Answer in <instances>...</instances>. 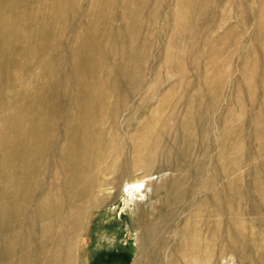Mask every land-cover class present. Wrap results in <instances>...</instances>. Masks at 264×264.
Instances as JSON below:
<instances>
[{
  "label": "rangeland",
  "instance_id": "1",
  "mask_svg": "<svg viewBox=\"0 0 264 264\" xmlns=\"http://www.w3.org/2000/svg\"><path fill=\"white\" fill-rule=\"evenodd\" d=\"M131 1L22 0L11 7L1 8L3 0H0V25L5 22L9 24L15 21L16 23L15 35L0 48V154L2 153L5 120L16 111L17 105L27 107L31 99L35 102H45L46 109L40 107L36 112L41 116L47 113V109L51 107L56 109L64 101L66 108L72 107V119L74 118L78 123L85 119L87 109L90 108L89 113L93 112L98 106L96 99L98 89L93 87L95 80L91 77L92 75H88L85 64L87 60L92 62L93 66L101 65L106 73L100 76L104 82L100 90L110 96L102 102L105 110L101 111L100 116L107 117L106 124L102 128L107 133L105 139H111V131L114 145L111 147L112 143L109 139L108 149L103 150L99 146L93 151L92 158L95 159V164L90 167V171L84 176L80 186L82 192L89 189L91 194L95 193L90 194V199L98 201L99 204L93 206L94 209L91 207L88 225L70 240L68 239L75 244L79 264H133V261L142 255L140 242L148 225L154 226L151 236L152 243L160 246L159 264H176L174 250L182 243L181 232L187 228L188 224L195 226L197 223L202 226L198 227L199 233L207 240L211 253L208 261L199 258L197 264H264V210L257 214L252 211L258 205L264 206V199L258 192L261 182V189L264 193V171L262 170V174L261 171L251 173L259 160H264V114L260 113H264V4L262 5V0ZM177 1H180V4ZM191 1H196V3ZM174 6L175 10H173ZM57 10H64L65 14L61 12L56 14ZM144 14L148 16L145 17ZM210 19L212 20L209 21ZM137 21L140 22L137 23ZM126 24L131 27L129 32L131 36L125 34ZM169 27L171 32H169ZM100 34L104 36V40L101 41L97 52L102 53L103 59L101 63H95L94 46L98 43ZM129 36L133 41L129 39ZM128 39L130 43L133 42L130 46L126 45ZM134 49L137 50L133 52ZM133 53L136 54L135 64L124 66L128 58L134 56ZM172 55H174L173 58L176 57L175 60ZM81 57H84L85 62L81 61ZM140 58L142 63H140ZM166 58L172 59L169 61L165 60ZM180 59L184 61L181 64ZM212 61L214 66H211ZM120 62L121 67L118 66ZM174 65L177 67L174 68ZM119 67L120 71L117 69ZM223 68L225 71L222 72ZM126 72L132 73L133 77L130 78ZM215 72L219 74L218 77L214 74ZM206 73L207 75L212 73V77L205 75ZM223 76L225 81L222 79ZM137 78L141 79L138 81ZM200 78L202 82L199 81ZM178 79L181 81L179 82ZM211 79L217 82L214 83ZM236 81H240L239 84ZM162 100L167 101L165 111L158 115L157 109L160 104L164 103ZM128 102H131L129 103L131 107ZM81 105L83 107L85 105L84 112L82 109L79 110ZM182 105L186 108L181 107ZM75 106L78 109L74 111ZM145 106L147 109H144ZM174 108L176 109L173 110ZM189 108L193 109L190 113L187 112ZM176 110L178 111L173 117L172 112ZM21 112L26 114L27 110H21ZM134 112L132 118L131 114L133 115ZM121 115L122 117L119 118L118 116ZM258 115L261 118L259 123L262 122L260 124L255 123L259 118ZM116 117L120 125L113 129V120ZM203 117L205 118L202 119ZM201 120L204 121L201 122ZM223 122L224 124H221ZM199 123L202 125L199 126ZM168 128L171 132H168ZM173 129L178 131V134L184 133V135L179 136ZM206 129L211 138L206 137ZM213 129H216L214 134ZM60 130L62 129L59 126ZM181 130H185L186 133ZM256 131L259 132L258 135H255ZM171 133H174V136ZM203 134L206 135L203 136ZM223 136L227 139L225 140L228 146L226 154L234 156L224 163L217 161L220 160V155H223V151L217 149L220 147L218 143L221 142L220 138ZM161 141L168 143L163 144ZM248 142L251 144L250 147ZM204 144L207 148L209 145L212 147L209 157L206 152L208 149ZM120 148L125 150L122 152ZM138 159H141V163ZM115 160L119 162L118 165ZM203 160L205 161L201 162ZM224 168L226 171L223 170ZM235 171L239 173V176L231 180L230 177ZM217 173L224 187L215 184L213 176ZM41 178L43 183L48 182L46 175H42ZM238 178V181L233 182ZM188 180L190 182H187ZM136 182L140 186H135ZM180 184L183 185L182 190L178 189ZM235 184L239 187L238 193L243 196L241 202L233 192ZM110 185L115 187L111 188ZM220 188H223L222 191ZM34 191L33 182H29L28 186L27 184L20 185L14 195L19 201L16 213L24 209V198L33 196ZM183 191L187 193L184 194ZM112 192L115 193L112 194ZM108 194L110 196L106 197ZM249 197H251L250 200H248ZM238 203H241L242 207L239 215L236 214ZM57 244L58 241H55L53 246L56 247ZM16 246L17 251L25 248L24 244ZM256 253L259 256H256ZM52 254L48 258L54 261L57 259V252ZM65 258L69 259V255ZM34 261L38 262L39 259L36 258Z\"/></svg>",
  "mask_w": 264,
  "mask_h": 264
},
{
  "label": "bare ground",
  "instance_id": "2",
  "mask_svg": "<svg viewBox=\"0 0 264 264\" xmlns=\"http://www.w3.org/2000/svg\"><path fill=\"white\" fill-rule=\"evenodd\" d=\"M133 1V0H132ZM131 1V2H132ZM138 1V0H137ZM174 1V0H173ZM207 1V0H206ZM221 1V0H220ZM219 1V2H220ZM256 1V0H255ZM264 1V0H262ZM262 5L264 4V2H262ZM22 2V0H3V3L1 5V8H7V7H11L15 4H18ZM129 2V1H128ZM130 2V4H131ZM178 3L180 1H177ZM192 3H196V1H191ZM233 2V1H232ZM238 2V1H237ZM259 2V1H258ZM135 3V2H134ZM223 3V2H222ZM180 4V3H179ZM226 4V3H225ZM134 5V4H132ZM173 5V4H172ZM175 5V4H174ZM222 5V4H221ZM177 6V5H176ZM220 6V5H219ZM126 7V6H125ZM172 7V6H171ZM127 8V7H126ZM182 8V7H181ZM169 9V8H168ZM124 10V9H123ZM137 10H138V6H137ZM136 10V11H137ZM175 10V6L174 9ZM63 11V12H62ZM134 11V13L136 12ZM169 11V10H168ZM64 13V10H57L56 14H60ZM174 12V11H173ZM133 13V14H134ZM139 13V12H138ZM144 13V11H143ZM178 13V12H177ZM188 13V12H187ZM101 14V12H100ZM173 14V13H172ZM138 15V14H137ZM145 15V14H144ZM180 15V14H178ZM217 15V14H214ZM260 15V14H259ZM139 16V15H138ZM148 15H145V17ZM170 16V15H168ZM189 16V15H188ZM133 17V16H132ZM142 17V14H141ZM153 16H151L152 18ZM172 17V16H171ZM211 17V15H210ZM209 17V18H210ZM214 17V16H213ZM260 17V16H259ZM258 17V18H259ZM149 18V17H148ZM150 18V19H151ZM174 18V16H173ZM126 19V17H125ZM129 19V18H127ZM140 20V19H139ZM176 20V18H175ZM212 19H210L209 21H211ZM215 20V19H214ZM256 20V18H255ZM117 21V19L115 20ZM119 21V20H118ZM123 21V20H122ZM130 21V20H128ZM171 21V20H170ZM169 21V24H170ZM216 21V20H215ZM214 21V22H215ZM14 23L9 22V24H7V22L2 23L0 25V40H1V45H6V41H9L10 38H12L15 35V27H16V23L15 21H13ZM127 22V21H126ZM140 21H137V23ZM172 22V21H171ZM176 22V21H175ZM213 22V21H212ZM212 22H210L212 24ZM213 22V23H214ZM253 22V21H252ZM256 22V21H255ZM168 23V22H167ZM167 23H165L167 25ZM173 23V22H172ZM216 23V22H215ZM177 24V23H176ZM209 24V22L207 23ZM99 25V24H98ZM139 25V24H138ZM180 27V24H178ZM177 25V26H178ZM140 26V25H139ZM170 26V25H168ZM173 26V25H172ZM175 26V25H174ZM208 25H206L207 27ZM212 26V25H211ZM178 27V28H179ZM177 28V27H176ZM198 28V27H197ZM99 29V28H98ZM131 27L126 24L124 31L126 32L125 34L130 35ZM135 29V28H134ZM146 29V28H145ZM170 29V27H169ZM137 30V29H136ZM177 30V29H175ZM174 30V32H175ZM134 31V30H133ZM209 31V30H208ZM207 31V34H208ZM165 32H167V30H165ZM171 32V29L170 31ZM134 33V32H133ZM137 33V32H136ZM135 34V33H134ZM140 34V33H138ZM137 34V36H138ZM175 34V33H173ZM199 34V33H198ZM233 34V33H232ZM136 35V34H135ZM142 35V34H141ZM140 35V36H141ZM197 35V34H196ZM205 35V34H204ZM126 36V35H125ZM131 36V35H130ZM129 36V39H131ZM200 37V34L198 35ZM206 36V35H205ZM208 36V35H207ZM104 36H102V34L99 35L98 37V43H96V45L94 46V51L96 53L95 55V63H101V60L103 59V55L101 52H97L100 48L101 45V41L104 40L103 38ZM123 37V36H122ZM121 37V39H123ZM136 37V36H135ZM231 37H233L231 35ZM229 37V38H231ZM237 37V36H235ZM116 38V36H115ZM118 38V37H117ZM116 38V40H118ZM128 38V37H127ZM181 38V37H180ZM206 38V37H205ZM234 38V37H233ZM129 39L127 40L129 42ZM235 39V38H234ZM126 40V37H125ZM123 40V41H125ZM132 40V39H131ZM143 40V39H142ZM172 40V39H171ZM189 40V39H188ZM236 40V39H235ZM133 41V40H132ZM144 42L146 40H143ZM187 41V40H186ZM126 42V41H125ZM126 43V45L132 44V43ZM139 42V41H137ZM208 42V41H206ZM237 42V40H236ZM147 43V42H146ZM257 43V42H256ZM259 43V41H258ZM257 43V44H258ZM144 44V43H143ZM148 44V43H147ZM134 45V44H133ZM132 45V46H133ZM137 45V44H136ZM183 45V44H181ZM135 46V45H134ZM141 46H143L141 44ZM187 46V45H186ZM185 46V47H186ZM257 46V45H256ZM128 47V46H127ZM145 47V44H144ZM172 47V46H170ZM133 48V47H132ZM129 49V48H127ZM145 49V48H143ZM182 49V47H181ZM188 49V48H186ZM218 49V48H217ZM261 49V47H260ZM121 50V49H120ZM137 50L134 49L133 52ZM216 50V49H215ZM213 50V51H215ZM219 50V49H218ZM217 50V51H218ZM221 50V49H220ZM131 51V50H129ZM142 53V49L140 50ZM146 51V50H145ZM222 51V50H221ZM261 51V50H260ZM125 52V51H124ZM128 52V50H127ZM131 53V52H130ZM140 53V54H141ZM145 53V52H143ZM221 53V52H220ZM239 53V52H238ZM262 53V52H261ZM121 53H119L120 55ZM126 54V53H125ZM134 54V53H133ZM180 54V53H179ZM225 54V53H223ZM127 55V54H126ZM135 55L134 56H130L128 58V62L127 64H124V66L129 65L130 64H135ZM142 55V54H141ZM182 58L184 59V55L183 53L181 54ZM212 55V52H211ZM214 55V54H213ZM217 55V54H216ZM221 55V54H220ZM236 55V54H235ZM143 56V55H142ZM146 56V54L144 55ZM174 55H172L173 58ZM177 57V54H176ZM176 57H174L176 59ZM181 57V56H180ZM187 57V56H186ZM263 57V56H262ZM120 58V57H119ZM127 58V57H126ZM145 58V57H144ZM172 58H166L165 60H171ZM173 58V60H175ZM232 58V57H231ZM247 58V57H246ZM79 59V58H77ZM141 59V58H140ZM164 59V57H163ZM81 61L85 62L84 57H81ZM127 61V60H126ZM134 61V62H133ZM142 63V59L140 60ZM181 61V59H180ZM184 62V61H183ZM182 61L179 62L180 64L183 63ZM226 62V61H225ZM168 63V62H166ZM165 63V64H166ZM213 63V64H212ZM212 65L214 66V62L212 61ZM230 63V62H229ZM228 63V64H229ZM263 63V62H262ZM169 64V63H168ZM175 64V62L173 63ZM223 64V63H222ZM121 65V62L118 66ZM189 65V64H188ZM217 65V64H216ZM224 65V64H223ZM227 65V62L226 64ZM117 66V67H118ZM141 66V65H140ZM179 66V65H178ZM181 66V65H180ZM85 67L87 68V73L89 76L93 77L95 80V84L93 87H96L98 89L97 91V101H98V106L97 108L91 112H90V108L87 109V111L85 112V119H82L81 121H75L74 118L72 119L71 116V108H66L64 105V101L61 102V104L59 105L58 108L54 109V108H50L47 109V113L45 115H38L36 114V112L39 110L40 107L45 108V102L41 103V102H35L34 100H30L29 103H27V107H23L22 105H17V109L16 111L10 115L6 120H5V130H4V136H3V141H2V153L0 154V264H79L77 256H76V251H75V244L73 242H70V238L74 237L75 235H77V233L84 228L86 225H88L89 222V211L91 209V207L96 206V204L98 205V201H92L90 198V194H91V190H87L82 192L80 189L81 183L83 181L84 176L90 171V167L92 165L95 164V159L92 158V153L95 149H97L99 146H101V148L103 150L108 149V142L109 139H105V136L107 135L106 131L102 128L103 125L106 124L107 121V117H103L100 116L102 114L101 111L105 110V107L103 106V101L105 102L106 99L109 98L110 95H108L107 93H104L102 90H100L103 85L104 82L101 80L100 76L101 74L106 73V71H104V69L101 67V65H95L93 66L92 62H88L86 60V64ZM121 67V66H120ZM120 67L117 68L118 71H120ZM124 67V68H126ZM177 67V66H176ZM174 65V68H176ZM218 67V66H217ZM225 67V66H223ZM264 67V66H263ZM182 68V67H181ZM180 68V69H181ZM213 68V67H212ZM215 68V67H214ZM222 68V67H221ZM133 69V68H132ZM218 69V68H217ZM128 70V69H127ZM143 72V69H141ZM177 70V69H176ZM207 70V69H206ZM209 70V69H208ZM207 70V71H208ZM213 70V69H212ZM221 70V69H220ZM225 71V69H222ZM117 71V70H116ZM117 71V72H118ZM122 71V70H121ZM136 71L137 73L139 72L137 70L136 67ZM210 71V70H209ZM216 71V70H215ZM264 71V70H263ZM125 72V71H124ZM177 71H175L176 73ZM206 72V71H205ZM213 72V71H212ZM218 72V71H217ZM221 72V73H222ZM128 72H126L127 74ZM136 73V72H135ZM219 73V72H218ZM220 73V74H221ZM108 74V73H107ZM118 74V73H116ZM122 74V73H121ZM120 74V75H121ZM140 74V73H139ZM142 74V73H141ZM216 74V72L214 73ZM109 75V74H108ZM128 75L130 76V78L133 77L132 73H128ZM127 75V78H128ZM138 75V74H137ZM185 75V73H184ZM198 75V74H197ZM207 75V73L205 74ZM212 77V73L208 74ZM207 75V76H208ZM217 75V74H216ZM219 75V74H218ZM218 75L216 77H218ZM262 75V73L260 74ZM111 76V75H109ZM136 76V74H135ZM134 76V77H135ZM204 76V75H203ZM202 76V77H203ZM221 76V75H220ZM225 76V75H224ZM223 76V77H224ZM206 78V76H204ZM210 77V78H211ZM213 77H215L213 75ZM120 78V77H119ZM183 78V77H182ZM199 78V77H198ZM260 78V77H259ZM138 81L141 79L137 78ZM208 79V78H207ZM217 79V78H215ZM219 79V78H218ZM223 80L225 79L222 78ZM115 80V79H114ZM118 80V79H117ZM135 80V79H134ZM177 80V79H176ZM179 80V79H178ZM201 80V78L199 79V81ZM214 80V78H213ZM211 79V81H213ZM263 81V79H261ZM133 80H131L132 82ZM181 80H179L180 82ZM204 81V80H203ZM219 81V80H218ZM225 81V80H224ZM137 82V81H136ZM202 82V80H201ZM200 82V83H201ZM214 82V81H213ZM217 82V81H215ZM214 82V83H215ZM237 84H239L238 81H236ZM140 83V82H139ZM138 83V84H139ZM208 83V82H207ZM209 83H211L209 81ZM213 83V84H214ZM246 83V82H245ZM112 84V83H111ZM118 84V83H117ZM130 84V83H129ZM128 84V85H129ZM135 84V83H134ZM177 84V83H176ZM212 84V85H213ZM113 85V84H112ZM127 85V86H128ZM136 85V84H135ZM135 85H133L135 87ZM198 86V84H196ZM262 85V84H261ZM118 86V85H117ZM202 86V83H201ZM204 86V85H203ZM209 86V85H208ZM207 86V87H208ZM219 86H220V81H219ZM116 87V86H115ZM206 87V88H207ZM129 88V87H128ZM187 88V86H186ZM194 88V87H193ZM204 88V89H206ZM208 89V88H207ZM115 90V89H114ZM126 90V89H125ZM130 90V88H129ZM128 90V93H129ZM191 90V88L189 89ZM188 90V91H189ZM223 91V89H222ZM119 92V91H118ZM117 92V93H118ZM246 92V91H245ZM113 93V90L111 91V94ZM116 93V94H117ZM134 93V92H133ZM190 93V92H189ZM222 93V92H221ZM92 94V92H91ZM114 94V93H113ZM112 94V95H113ZM119 94V93H118ZM131 94V93H130ZM129 94V97H130ZM247 94V92H246ZM134 95V94H132ZM136 95V94H135ZM137 95H139V93H137ZM136 95V96H137ZM222 95V94H221ZM115 96V95H114ZM113 96V97H114ZM128 96V95H127ZM117 97V96H116ZM189 97V95L187 96ZM191 97V96H190ZM220 97V96H219ZM115 98V97H114ZM119 98V97H118ZM129 99V98H128ZM188 99V98H187ZM194 99V98H193ZM192 99V100H193ZM144 100V99H143ZM146 100V99H145ZM148 100V99H147ZM146 100V101H147ZM165 100V99H164ZM180 100V99H179ZM186 100V99H185ZM191 100V101H192ZM199 100V98L197 99ZM85 101V100H84ZM128 101V100H127ZM163 101V100H162ZM183 103V100H181ZM180 101V102H181ZM206 101V100H205ZM83 102V101H82ZM120 102V101H118ZM164 103H162V105L160 104L159 109H157L158 111V115L159 114H163L164 113V108H165V104L167 103V101H163ZM173 102V101H172ZM186 102V101H185ZM195 102V101H194ZM131 104V102H128ZM157 103V102H156ZM160 103V102H158ZM193 103V102H192ZM263 103V102H262ZM112 104V103H111ZM120 104V103H119ZM142 104V103H141ZM149 104V103H148ZM172 104V103H171ZM175 104V102L173 103ZM194 104V103H193ZM261 104V103H260ZM127 105V106H128ZM155 105V104H154ZM184 105V104H183ZM183 105L181 107H183ZM205 105V104H204ZM130 106V105H129ZM153 106V105H152ZM158 106V105H157ZM156 106V107H157ZM197 106V105H196ZM195 106V107H196ZM207 106V105H206ZM210 106V105H209ZM216 106V105H215ZM119 107V106H118ZM131 107V106H130ZM151 107V105L149 106ZM148 107V108H149ZM174 107V105H173ZM178 107V106H177ZM185 107V106H184ZM183 107V108H184ZM198 107V106H197ZM113 108V107H112ZM125 108V107H124ZM180 108V107H179ZM186 108V107H185ZM194 108V107H193ZM209 108V107H208ZM212 108V107H211ZM215 108V107H214ZM74 111L76 109H78L77 106H75ZM83 110L85 109V105L84 107L81 105L79 107V110ZM144 109H147V107L145 106ZM176 108H174L173 110H175ZM181 109V108H180ZM196 109V108H195ZM198 109V108H197ZM196 109V110H197ZM21 110H27L26 114H23L21 112ZM67 110V111H66ZM114 110V109H113ZM112 110V111H113ZM127 110V109H126ZM130 110V109H129ZM152 112V109H150ZM169 110V109H168ZM193 110L192 108H189V110L187 111L188 113H190V111ZM203 110V108H202ZM208 111V109H206ZM211 110V109H209ZM111 111V110H110ZM145 111V110H144ZM178 110H176V112H172V116L174 117L175 113H177ZM183 111V110H182ZM215 111V110H214ZM131 112V111H130ZM150 112V114H151ZM185 112V114L187 113ZM113 114V112H111ZM127 113V112H125ZM124 113V114H125ZM129 113V112H128ZM181 113V112H180ZM197 113V112H196ZM262 115L264 113L260 112ZM66 114V115H65ZM111 114V115H112ZM131 114V113H130ZM135 112L133 113V115L131 114L132 118L134 117ZM139 115V113H137ZM154 114V113H153ZM167 114V113H166ZM165 114V115H166ZM170 114V113H169ZM184 114V115H185ZM191 114H195V113H191ZM208 114V113H207ZM206 114V115H207ZM260 114V115H261ZM116 115V114H115ZM113 115V117L115 116ZM123 115V114H122ZM118 116L119 118L122 117ZM141 115V114H140ZM157 115V114H156ZM183 115V114H182ZM205 115V117H206ZM261 115V116H262ZM136 116V115H135ZM152 116V115H151ZM171 116V115H169ZM195 116V115H194ZM200 116V115H199ZM259 116V115H258ZM118 117L114 118L113 120V129H116L117 127H119L120 122L119 119H117ZM126 117V116H125ZM124 117V119H125ZM153 117V116H152ZM157 117V116H156ZM182 117V116H181ZM185 117V116H184ZM205 117H203L202 119H204ZM208 117V116H207ZM112 118V116H111ZM145 118V117H144ZM170 118V117H169ZM172 118V117H171ZM263 118V117H262ZM159 119V118H158ZM178 120V117L176 118ZM181 119V118H179ZM194 119V118H193ZM209 119V118H208ZM206 119V120H208ZM212 119V118H211ZM231 119V118H230ZM260 116L259 118H257V122L255 121V123L260 124L262 122L259 123L260 121ZM111 120V119H110ZM166 120V119H165ZM171 120V119H170ZM185 120V119H184ZM192 120V119H190ZM195 120V119H194ZM229 120V119H228ZM112 121V120H111ZM127 121V120H126ZM129 121V119H128ZM156 121V119H155ZM183 121V119H182ZM193 121V120H192ZM199 121V120H197ZM204 120H201V122ZM213 121V120H212ZM123 122V121H122ZM125 122V121H124ZM141 122V121H139ZM172 122V121H171ZM179 122V121H178ZM200 122V121H199ZM220 122V121H219ZM225 122V121H224ZM221 123V124H224ZM110 123V122H109ZM168 123V122H167ZM174 123V122H173ZM177 123V121L175 122ZM182 123V122H180ZM193 123V122H192ZM207 123V122H206ZM264 123V122H263ZM128 124V123H127ZM131 124V122H130ZM137 124V123H136ZM140 124V123H139ZM170 124V123H168ZM185 124V123H184ZM141 125V124H140ZM138 125V126H140ZM175 125V124H174ZM194 125V123H193ZM202 125L201 123H199V126ZM213 126V124H211ZM262 125V124H261ZM59 126L61 127L62 130L59 131ZM127 126V125H126ZM129 126V125H128ZM132 126V125H131ZM136 126V125H135ZM137 126V128H138ZM180 126H182V124H180ZM187 126V125H186ZM198 126V127H199ZM211 126V127H212ZM219 126V125H218ZM217 126V127H218ZM134 127V125H133ZM158 127V125H157ZM168 127V125L166 126ZM176 127V126H175ZM193 127V126H192ZM195 127V126H194ZM193 127V128H194ZM210 127V129H211ZM255 127V126H254ZM126 128V127H125ZM135 128V127H134ZM136 128V129H137ZM178 128V126H177ZM205 128V127H204ZM209 128V126H208ZM128 129V128H127ZM150 128H148L149 130ZM157 128H155L156 130ZM172 129V128H170ZM176 129V128H175ZM179 129V128H178ZM184 129V127H183ZM210 129L208 131H210ZM222 129V128H221ZM255 129V128H254ZM119 130V129H118ZM199 130V129H198ZM116 131V130H115ZM122 131V130H121ZM125 131V130H124ZM135 131V130H134ZM141 131V130H140ZM162 131V130H161ZM173 131H175L173 129ZM185 132V130H181V132ZM197 131V130H196ZM238 131V130H237ZM254 131V130H253ZM138 132V131H137ZM155 132V131H154ZM168 132L169 128H168ZM167 132V133H168ZM176 132V131H175ZM190 132V131H189ZM195 133V131H192V133ZM207 132V129L206 131ZM214 132H216V129H213V134ZM222 132V131H221ZM123 133V132H122ZM133 133V132H132ZM139 133V132H138ZM141 133V132H140ZM151 133V132H150ZM177 134L179 133L178 131L176 132ZM225 133V132H223ZM240 133V132H239ZM127 134V133H126ZM152 134V133H151ZM150 134V135H151ZM155 134V133H154ZM165 134V133H164ZM172 134V133H171ZM176 134V135H177ZM198 134V133H197ZM200 134V133H199ZM209 134V132H207V135ZM211 134V135H213ZM258 135L259 132L256 131L255 135ZM125 135V134H124ZM131 135V134H128ZM138 135V134H137ZM143 135V134H142ZM145 135V134H144ZM143 135V136H144ZM149 135V134H148ZM174 136V133L172 134ZM180 135H184V133H180L178 134ZM177 135V136H178ZM190 135V133H189ZM193 135V134H191ZM206 134H203V136ZM206 137L208 138L209 135ZM110 143H112L111 147H113L114 145V141L112 139V133L110 131ZM133 136V135H132ZM166 136V134H165ZM164 136V137H165ZM196 135H194L195 137ZM199 137V135H197ZM129 137V136H128ZM138 137V136H137ZM153 137V134H152ZM248 137V136H247ZM124 138V137H123ZM136 138V137H135ZM139 138V137H138ZM145 138V137H144ZM143 138V140H144ZM196 138V137H195ZM194 140H197L195 139ZM211 138V137H209ZM249 138V137H248ZM252 138V137H251ZM128 139V138H127ZM152 139V138H151ZM150 139V140H151ZM176 139V137H175ZM183 139L184 136H183ZM204 139V138H203ZM219 139V138H218ZM241 139V138H240ZM246 139V138H245ZM116 140V139H114ZM126 141V139H124ZM130 140V138H129ZM142 140V141H143ZM160 140V139H159ZM163 140V139H162ZM188 140V138H187ZM221 142H219V148L217 149H221L223 152V155H220V162H223L227 160L230 161V159L234 156L232 155H227V142H225V140H227L226 138L221 137L220 138ZM131 141V140H130ZM164 141V140H163ZM161 141V142H163ZM209 141V140H208ZM206 141V142H208ZM241 141V140H240ZM249 141V140H248ZM138 142V141H137ZM136 142V143H137ZM140 142V141H139ZM144 142V141H143ZM146 142V141H145ZM167 142V141H165ZM165 142H163V144H165ZM116 143V142H115ZM126 143V142H125ZM147 143V142H146ZM156 143V142H155ZM155 143H153L155 145ZM168 143V142H167ZM166 143V144H167ZM182 143V142H181ZM198 143V142H197ZM202 143V141H201ZM205 143V142H204ZM249 143V142H248ZM247 143V144H248ZM120 144V143H119ZM123 144V143H122ZM130 144V143H129ZM133 144H134V140H133ZM162 144V146H163ZM200 144V143H199ZM128 145V144H125ZM183 145V143H182ZM185 145V144H184ZM193 145H195L193 143ZM203 145V144H202ZM205 145V144H204ZM208 145V144H207ZM237 145V144H236ZM250 143H249V147H250ZM253 145V143H252ZM132 146V145H131ZM143 146V143H142ZM165 146V145H164ZM122 147V146H121ZM126 147V146H124ZM155 149L157 148L156 146ZM168 147V146H167ZM204 147V146H203ZM206 147V145H205ZM247 147V146H246ZM128 148V147H127ZM174 148V147H172ZM184 148V147H183ZM182 148V149H183ZM202 148V147H201ZM207 148V147H206ZM122 148H120L121 150ZM129 149V148H128ZM154 149V148H153ZM154 149V151H155ZM161 149V148H160ZM177 149V148H176ZM205 149V148H204ZM208 150L206 151L208 153V157H209V153L212 152V147L209 145V148H207ZM125 150V149H123ZM123 150H121L123 152ZM141 150V147H140ZM159 150V149H158ZM157 150V151H158ZM169 150V148H168ZM172 150V149H171ZM170 150V151H171ZM185 150V149H184ZM187 150V149H186ZM232 150V149H231ZM230 150V151H231ZM101 151V150H100ZM167 151V150H166ZM166 151L165 154H166ZM169 151V154L171 153ZM181 151V150H180ZM217 151V150H216ZM251 151V150H250ZM121 152V153H122ZM125 152V151H124ZM129 152V151H128ZM134 152V151H132ZM156 152V151H155ZM159 152V151H158ZM161 152V151H160ZM185 152V151H184ZM219 152V151H218ZM240 152V151H239ZM246 152V151H245ZM252 152V151H251ZM103 153V152H102ZM131 153V152H130ZM142 153V152H141ZM182 153V152H181ZM189 153V152H188ZM207 153L204 152V154L207 155ZM230 153V152H229ZM123 154V153H122ZM133 154V153H132ZM143 154V153H142ZM158 154V153H156ZM161 154V153H159ZM164 154V153H163ZM162 154V155H163ZM180 154V152H179ZM231 154V153H230ZM251 154V153H249ZM255 154V153H254ZM253 154V155H254ZM96 155V154H95ZM120 155V154H119ZM118 155V157H119ZM129 155V154H128ZM144 155V154H143ZM161 155V156H162ZM172 155V154H170ZM169 155V156H170ZM185 155V154H184ZM121 156V155H120ZM124 156V155H123ZM130 156V155H129ZM134 156V155H133ZM138 156V155H137ZM155 156V154H154ZM160 156V157H161ZM203 156V155H202ZM219 156V155H218ZM246 156V155H245ZM248 156V154H247ZM246 156V157H247ZM251 156V155H250ZM256 156V155H254ZM253 156V157H254ZM140 157V156H139ZM144 157V156H143ZM205 157V156H204ZM207 157V156H206ZM245 157V158H246ZM252 157V158H253ZM100 158V157H99ZM107 158V157H106ZM109 158V157H108ZM111 158V156H110ZM120 158L123 159V157L121 156ZM118 158V160L120 159ZM131 158V157H130ZM152 158V157H151ZM163 158V157H162ZM98 159V158H97ZM126 159V158H125ZM142 159V158H141ZM141 159H138L141 163ZM187 159V158H186ZM185 159V160H186ZM206 160V158H204ZM249 159V158H248ZM254 159V158H253ZM137 160V161H138ZM154 160V159H153ZM156 160V159H155ZM165 160V159H164ZM205 160L201 161L204 162ZM238 160V159H237ZM261 160V161H260ZM259 162L255 165L254 170H251V173L254 171V173H257V171H261L260 173L262 174V170L264 171V160L260 159ZM105 161V160H104ZM117 162L118 165V161L115 160ZM138 161V162H139ZM239 161V160H238ZM249 161V160H247ZM132 162V161H131ZM130 162V163H131ZM209 162V161H207ZM250 162V161H249ZM124 163V162H123ZM126 163H128L126 161ZM143 163V161H142ZM153 163V162H152ZM156 163V162H155ZM189 163V162H188ZM105 164V163H104ZM103 164V165H104ZM116 164V163H115ZM204 164V163H203ZM208 164V163H206ZM216 164V163H215ZM254 164V163H252ZM251 164V165H252ZM106 165V164H105ZM104 165V166H105ZM132 165V164H131ZM219 165V164H218ZM233 165V163H232ZM242 165V164H241ZM125 166V165H124ZM130 166V165H129ZM138 167V163L136 165ZM143 166V164H142ZM207 166V165H206ZM216 166V165H215ZM220 166V165H219ZM224 166V165H223ZM226 166V165H225ZM106 167V166H105ZM140 167V166H139ZM205 167V165H204ZM103 168V167H102ZM101 168V169H102ZM128 168V167H127ZM218 168V167H217ZM216 168V170H217ZM220 168V167H219ZM222 168V167H221ZM116 169V168H115ZM120 169V168H119ZM125 169V167H124ZM134 169L137 168L134 167ZM139 169V168H138ZM143 169V167H142ZM97 170V169H96ZM106 170V168H105ZM153 170V169H152ZM185 170V169H184ZM219 170V169H218ZM225 170V168L223 169ZM221 170V172L223 171ZM229 170V169H227ZM236 170V169H235ZM98 171V170H97ZM124 171V170H123ZM133 171V172H136ZM151 171V169H150ZM181 171V170H180ZM226 171V170H225ZM233 171V170H232ZM138 172V171H137ZM149 172V170H148ZM182 172V171H181ZM196 172V171H195ZM199 172V171H198ZM203 172V171H202ZM201 172V173H202ZM218 172V171H217ZM234 172V171H233ZM131 174V172H129ZM200 173V174H201ZM226 174V172H223ZM222 173V174H223ZM232 173V172H231ZM105 173H103L104 175ZM129 174V176H130ZM147 174V173H146ZM197 174V172H196ZM214 174V172H213ZM223 174V175H225ZM42 175H46L47 177V183H43L41 176ZM96 176V174H95ZM148 176V175H147ZM198 176V175H197ZM239 173L237 171H235L234 174H232L231 180L234 177H238ZM121 177V176H120ZM248 177V176H247ZM127 178V177H126ZM197 178V177H196ZM228 178V177H227ZM229 178V179H230ZM214 182L215 184H220L218 185L219 187H224L223 183L221 182L220 176L215 174L213 176ZM241 179V178H240ZM44 180V179H43ZM118 179H116L117 181ZM126 180V179H125ZM124 180V181H125ZM178 180V179H177ZM180 180V179H179ZM238 179L233 180L234 181H238ZM115 181V180H113ZM183 181V180H182ZM242 181V180H241ZM29 182H33L34 186H35V191L33 196H28L24 198V209L21 210L20 212H17V203H19V201L17 200V198H15V193L18 190V188H20V185L23 184H27V186L29 185ZM46 182V181H45ZM119 182V181H118ZM117 182V184H118ZM139 182V181H138ZM179 182V181H178ZM187 182H190L189 180ZM232 182V183H233ZM121 183V182H120ZM124 183V182H123ZM122 183V184H123ZM177 183V182H176ZM122 184L120 186H122ZM234 184V183H233ZM108 185V184H107ZM136 185H139V183L136 182ZM215 185V186H216ZM98 186V185H97ZM103 186V185H102ZM109 186V185H108ZM114 185H112L113 187ZM234 186V185H233ZM232 186V187H233ZM111 187V185H110ZM111 187V188H112ZM115 187V186H114ZM264 187V186H263ZM43 188V189H42ZM117 188V187H116ZM227 188V186L225 187ZM262 184L260 182V185L258 186V192L260 194V196L262 197V199H264V193L262 192ZM32 189V188H31ZM42 189V192H40ZM83 189V188H82ZM104 189V188H103ZM118 189V188H117ZM178 189L182 190L183 189V185L180 184V186L178 187ZM191 189V188H190ZM193 189V188H192ZM217 189V188H216ZM223 188H220V191H222ZM105 190V189H104ZM115 190V189H114ZM218 190V189H217ZM232 190V188H231ZM230 190V191H231ZM117 191V190H116ZM115 191V192H116ZM26 192V191H25ZM99 192H103L101 190H99ZM105 192V191H104ZM115 192H112L115 193ZM184 192V191H183ZM195 192V191H194ZM218 192V191H217ZM224 192V191H223ZM234 194L236 195V197H238V200L241 202L243 199V196L241 194H239V187L238 185L235 184V190H233ZM187 193V191H186ZM184 192V194H186ZM95 194V193H94ZM91 194V195H94ZM110 194V193H109ZM107 195L106 197L110 196ZM182 194V192L180 193ZM219 194V193H218ZM222 194V193H220ZM225 194V193H224ZM31 195V194H30ZM246 195V194H245ZM221 196V195H219ZM96 197V196H95ZM186 197V195L184 196ZM20 198V197H18ZM183 198V196H182ZM180 198V199H182ZM97 199V198H96ZM101 198H99L100 200ZM107 199V198H106ZM179 199V201H181ZM184 199V198H183ZM251 197H249L248 200H250ZM62 201V203H61ZM223 201V200H222ZM56 203H58L56 205ZM239 204V203H238ZM199 208V207H198ZM238 209H236V214L239 215L240 211H242V207H241V203L237 206ZM94 209V207H93ZM231 210V209H230ZM240 210V211H239ZM264 210V206L263 205H258L256 206L254 209H252V211L254 213H258L259 211H263ZM224 213V212H223ZM222 213V214H223ZM243 213V212H242ZM193 223V222H192ZM225 224V223H224ZM244 224V223H243ZM199 226H201L200 224L197 223V225H192V224H188L187 228L181 232L182 234V243L180 245V247H177V249L174 250V255L176 256L175 258V262L176 264H197V260L200 259H204L206 261H208V259L211 257V253L209 251L208 248V242L205 238H203V236H201V234L199 233ZM226 226V225H225ZM244 226V225H243ZM242 226V227H243ZM246 226V225H245ZM154 226L152 225H148L145 229L144 235L141 238V251L142 255L140 258L135 259V261H133V264H159L160 263V246L157 245L155 246L154 243H152L151 240V236L154 232L153 229ZM202 227V226H201ZM41 229V230H39ZM229 230V229H228ZM71 232H73V234L71 235ZM230 232V231H229ZM235 236V235H233ZM228 237V236H227ZM69 239V240H68ZM72 240V239H71ZM226 240V239H225ZM55 241H58V244L56 245V247L53 246V243ZM66 241V242H65ZM73 241V240H72ZM221 241V240H220ZM40 242V243H39ZM25 245V248L23 250H19L17 251V246L16 245ZM161 244V243H160ZM216 244V243H215ZM217 245V244H216ZM234 249V248H233ZM240 249V248H239ZM221 250V248H220ZM219 250V253H220ZM238 250V249H237ZM57 252V259L52 261L48 258V256L52 253ZM152 252V253H151ZM241 253V252H240ZM22 254V255H20ZM195 254V256L193 257V255ZM256 256H259L258 253H256ZM20 255V256H19ZM53 255V254H52ZM66 255H69V259L65 258ZM153 255V256H152ZM22 256V257H21ZM221 256V255H220ZM219 256V257H220ZM224 256V255H223ZM68 257V256H67ZM174 257V256H173ZM218 257V256H217ZM243 257V253L241 255V259ZM38 258L39 261L35 262L34 260Z\"/></svg>",
  "mask_w": 264,
  "mask_h": 264
}]
</instances>
